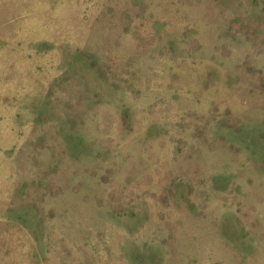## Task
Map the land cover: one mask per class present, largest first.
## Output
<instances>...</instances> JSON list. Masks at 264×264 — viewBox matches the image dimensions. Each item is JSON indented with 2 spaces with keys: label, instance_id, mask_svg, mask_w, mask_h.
<instances>
[{
  "label": "rangeland",
  "instance_id": "374dc122",
  "mask_svg": "<svg viewBox=\"0 0 264 264\" xmlns=\"http://www.w3.org/2000/svg\"><path fill=\"white\" fill-rule=\"evenodd\" d=\"M0 264H264V0H0Z\"/></svg>",
  "mask_w": 264,
  "mask_h": 264
}]
</instances>
